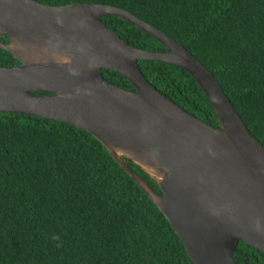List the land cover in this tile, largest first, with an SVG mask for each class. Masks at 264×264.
<instances>
[{
	"label": "water",
	"instance_id": "water-1",
	"mask_svg": "<svg viewBox=\"0 0 264 264\" xmlns=\"http://www.w3.org/2000/svg\"><path fill=\"white\" fill-rule=\"evenodd\" d=\"M107 14L131 22L164 49L127 42L103 22ZM0 47L18 61L0 65V111L66 121L91 133L161 210L193 264H237L239 240L264 251V147L212 72L180 42L112 4L0 0ZM139 59L186 70L219 125L149 82ZM102 68L130 85L108 81Z\"/></svg>",
	"mask_w": 264,
	"mask_h": 264
},
{
	"label": "trees",
	"instance_id": "trees-1",
	"mask_svg": "<svg viewBox=\"0 0 264 264\" xmlns=\"http://www.w3.org/2000/svg\"><path fill=\"white\" fill-rule=\"evenodd\" d=\"M38 1L112 4L160 28L212 72L264 147V0ZM101 19L135 46L164 49L124 18ZM16 62L0 47V65ZM138 63L158 89L219 125L186 70L155 59ZM102 73L114 84L130 85L115 70ZM126 160L160 191L146 171ZM233 256L237 264H264V251L243 240ZM0 264L193 263L161 210L91 133L66 121L0 111Z\"/></svg>",
	"mask_w": 264,
	"mask_h": 264
},
{
	"label": "clouds",
	"instance_id": "clouds-1",
	"mask_svg": "<svg viewBox=\"0 0 264 264\" xmlns=\"http://www.w3.org/2000/svg\"><path fill=\"white\" fill-rule=\"evenodd\" d=\"M52 239L55 240V241H58V242L60 241V237H59V235H56V234H54V235L52 236ZM60 246H61V244L58 243V244H57V247H60Z\"/></svg>",
	"mask_w": 264,
	"mask_h": 264
},
{
	"label": "flooded vegetation",
	"instance_id": "flooded-vegetation-1",
	"mask_svg": "<svg viewBox=\"0 0 264 264\" xmlns=\"http://www.w3.org/2000/svg\"><path fill=\"white\" fill-rule=\"evenodd\" d=\"M3 38V37H2ZM5 41H7V40H5ZM157 49H159V48H157ZM163 49V48H162ZM17 63V62H16Z\"/></svg>",
	"mask_w": 264,
	"mask_h": 264
}]
</instances>
